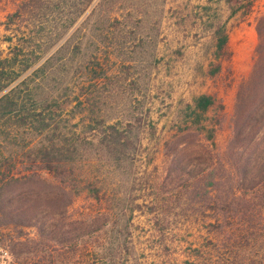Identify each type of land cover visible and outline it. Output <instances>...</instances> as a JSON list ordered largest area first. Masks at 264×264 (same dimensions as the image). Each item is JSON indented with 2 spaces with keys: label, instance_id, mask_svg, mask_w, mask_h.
Masks as SVG:
<instances>
[{
  "label": "trees",
  "instance_id": "16d2710c",
  "mask_svg": "<svg viewBox=\"0 0 264 264\" xmlns=\"http://www.w3.org/2000/svg\"><path fill=\"white\" fill-rule=\"evenodd\" d=\"M94 1L12 0L13 11L6 16V29L15 20L33 26L44 18V22L51 21L56 10L66 18L47 34L42 27L18 29L15 34L21 35L9 47L10 56L0 57V145L8 138L7 146L2 147L9 156H3L0 146V229L11 226L19 232L10 237L0 234L4 237L0 244L8 248L10 256L0 264H26L34 257L54 256L62 247L75 245L98 230L101 226L90 216L73 217L68 208L83 191L97 197L90 175L94 161L105 157L114 164L131 157V142L124 130L133 115L121 111L106 115L103 107L114 109L112 99L118 89L109 88L107 81L115 71L105 63L87 68L98 53L86 54L79 63L74 59L76 51H89L88 46L97 42L96 49L107 36L101 39L90 34L85 41L71 34L62 40ZM223 1L230 16L246 13L252 5L251 0ZM118 2L123 0L96 1L81 23L83 29L87 30V19L95 13L110 20ZM144 26L140 28L147 38ZM255 30L254 62L249 76L238 86L224 148L215 149L216 129L207 124V112L216 105V96L209 93L192 98L186 105L189 113L184 114V125L162 147L161 191L181 195L184 209L203 217L211 238L222 248L247 243L249 235L264 230V13L257 18ZM212 39L214 59L206 69L209 77L220 73L223 63L231 60L226 20L213 25ZM18 55L25 58L20 73L33 69L6 89L16 78L5 76L16 73ZM128 60L139 63L146 72L151 63L144 47ZM74 77L82 81L75 84ZM77 116L78 121L72 122ZM221 121L218 117L214 124L219 126ZM25 227L34 228L32 237L23 236ZM234 256L210 255L203 264H235Z\"/></svg>",
  "mask_w": 264,
  "mask_h": 264
},
{
  "label": "rangeland",
  "instance_id": "374dc122",
  "mask_svg": "<svg viewBox=\"0 0 264 264\" xmlns=\"http://www.w3.org/2000/svg\"><path fill=\"white\" fill-rule=\"evenodd\" d=\"M96 1L62 40L71 34L85 41L90 34H98L101 39L107 36L96 49L97 42L88 46L89 51H76L74 59L79 63L86 54L98 53L97 58L88 61L87 68L105 63L115 71L107 86L118 89L112 99L116 103L112 110L103 107L106 115L115 116L120 111L133 115L131 125L124 130L131 142V157L114 164L105 157L94 161L90 175L97 197L83 191L68 208L71 216H90L101 227L75 245L62 247L54 256L34 257L26 264H203L210 255L230 254L235 255V264H264V230L249 235L247 243L222 248L218 242L217 247L203 217L186 211L181 195L163 193L159 185L163 143L184 125V114L189 113L186 105L194 96H216V105L207 112V124L216 129L215 149L224 148L238 86L247 79L254 62L258 40L255 24L264 13V0H251L249 11L231 16L223 0H123L114 4L110 20L101 18L103 13H95L87 19V30L83 29L81 23ZM12 11V0L0 1V57L10 56L9 47H14L21 35L15 34L18 29L42 27L47 34L66 18L56 10L51 21L44 22V18L34 26L27 22V28L26 21L15 20L6 29V16ZM221 20H226L231 60L223 63L220 73L209 77L206 69L214 59L212 29ZM144 23L147 38L140 28ZM142 47L151 62L147 72L140 69L139 63L128 60L136 57ZM24 59L18 55L16 73H6V79L16 77L6 89L33 69L20 73ZM79 81L82 78L74 77L75 84ZM20 87L24 88V83ZM218 117L222 119L219 126L214 124ZM7 141L8 138L0 146L6 147ZM1 149L9 158L6 148ZM18 167L22 169L23 165ZM1 233L10 237L19 232L10 226L1 228ZM23 234L32 237L34 228H23ZM9 257L8 248L0 244V261Z\"/></svg>",
  "mask_w": 264,
  "mask_h": 264
}]
</instances>
